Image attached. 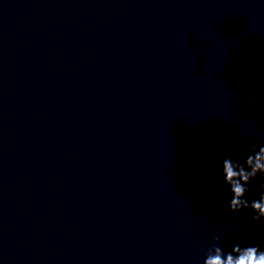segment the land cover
<instances>
[{
	"label": "clouds",
	"instance_id": "obj_1",
	"mask_svg": "<svg viewBox=\"0 0 264 264\" xmlns=\"http://www.w3.org/2000/svg\"><path fill=\"white\" fill-rule=\"evenodd\" d=\"M251 154L247 155L243 163L231 158H225L222 162L223 183L228 186L231 193L229 211L239 214L242 210H251V220L259 222L260 229L264 232V144L249 148ZM260 177L261 183L258 199L249 201L246 199L250 191L249 185ZM220 188H217L219 191ZM255 224H249L248 230L254 231ZM214 243L206 250L202 247L204 256L203 264H264V249L259 245L241 246L236 243L231 250L225 252L220 236L213 238Z\"/></svg>",
	"mask_w": 264,
	"mask_h": 264
}]
</instances>
